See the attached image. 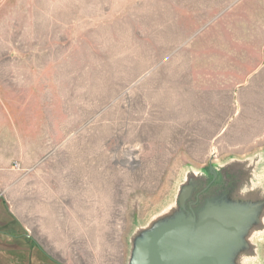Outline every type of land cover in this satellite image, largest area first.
<instances>
[{
  "label": "rangeland",
  "instance_id": "rangeland-1",
  "mask_svg": "<svg viewBox=\"0 0 264 264\" xmlns=\"http://www.w3.org/2000/svg\"><path fill=\"white\" fill-rule=\"evenodd\" d=\"M210 182L264 264V0H0V264H131Z\"/></svg>",
  "mask_w": 264,
  "mask_h": 264
},
{
  "label": "water",
  "instance_id": "water-1",
  "mask_svg": "<svg viewBox=\"0 0 264 264\" xmlns=\"http://www.w3.org/2000/svg\"><path fill=\"white\" fill-rule=\"evenodd\" d=\"M230 221L212 204L191 201L178 225L149 237L131 264H223L222 241L237 230Z\"/></svg>",
  "mask_w": 264,
  "mask_h": 264
},
{
  "label": "flooded vegetation",
  "instance_id": "flooded-vegetation-1",
  "mask_svg": "<svg viewBox=\"0 0 264 264\" xmlns=\"http://www.w3.org/2000/svg\"><path fill=\"white\" fill-rule=\"evenodd\" d=\"M214 182H210L206 187H203L198 193H196L193 201L198 199V203H200V199L202 198V196H204L207 193L210 187L214 185Z\"/></svg>",
  "mask_w": 264,
  "mask_h": 264
}]
</instances>
